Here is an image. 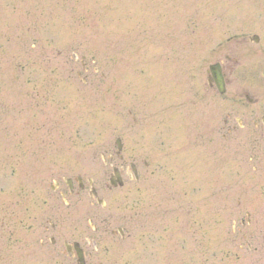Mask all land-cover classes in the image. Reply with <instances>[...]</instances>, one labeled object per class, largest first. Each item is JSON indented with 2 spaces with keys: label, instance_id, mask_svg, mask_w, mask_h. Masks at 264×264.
<instances>
[{
  "label": "rangeland",
  "instance_id": "374dc122",
  "mask_svg": "<svg viewBox=\"0 0 264 264\" xmlns=\"http://www.w3.org/2000/svg\"><path fill=\"white\" fill-rule=\"evenodd\" d=\"M216 61L225 109L161 121L154 90L188 100ZM263 119L264 0H0V264H76L40 230L95 202L88 179L132 235L85 264H264Z\"/></svg>",
  "mask_w": 264,
  "mask_h": 264
},
{
  "label": "flooded vegetation",
  "instance_id": "af4514ba",
  "mask_svg": "<svg viewBox=\"0 0 264 264\" xmlns=\"http://www.w3.org/2000/svg\"><path fill=\"white\" fill-rule=\"evenodd\" d=\"M220 71L223 74L225 83L227 85L228 79L225 72V67L220 64ZM202 73V71H201ZM198 88L194 91L193 94L190 93L188 100L184 97L177 96V90H171L170 92H162L161 90H156L155 92V101L156 106H158V112L160 120H170L171 128L178 127V120L181 123L189 122V115L191 111V107L196 109V114L190 120V123L193 126L197 121L202 119L204 114V109L208 110L211 107V103L213 107H219L220 112L225 109V103L227 101L225 94H221L215 82V76L210 74L206 69L204 74L202 73V79L199 78L197 82ZM189 92V91H188ZM187 93V92H186ZM245 97H248L246 94ZM181 98L183 102L184 112H179L178 107L180 106L178 103V99ZM248 101L253 103L255 102L251 98L248 97ZM164 107L170 109L167 111L168 114L164 115ZM163 116V117H162ZM226 123V120H224ZM224 123V124H225ZM202 126V125H200ZM204 128V126L202 127ZM121 158V155H119ZM122 172L119 171V175L121 176ZM124 175L127 177H133V171H129L128 169L124 170ZM77 176V174L73 175ZM59 183H55V187L53 190L59 194V197H64V192L59 191ZM68 186L69 195H74V192H79L83 190L84 186L81 182L78 183V188L75 191V187L70 181ZM98 204V203H97ZM80 203L76 202H67L66 208L68 209V217L66 221H56L53 222L51 220L44 222L41 226V235H40V245H46L48 248L47 252L49 253H83V257H89L91 253H119L114 250L109 249V244H113L111 240L113 239H127L131 238V231L126 225L124 227H115L108 228V225L111 224L114 220V217L117 215L110 211L108 214L104 209H98L93 202L87 203V207L82 208V211H79ZM133 205V204H132ZM132 205L131 208H132ZM102 207V206H101ZM135 207V204L133 205ZM119 208V207H118ZM114 209V208H113ZM105 214L111 220L106 224L104 218ZM131 218V215H130ZM104 222V225H103ZM106 237V242L102 244L101 239ZM124 253H129V250H125Z\"/></svg>",
  "mask_w": 264,
  "mask_h": 264
},
{
  "label": "water",
  "instance_id": "95a60500",
  "mask_svg": "<svg viewBox=\"0 0 264 264\" xmlns=\"http://www.w3.org/2000/svg\"><path fill=\"white\" fill-rule=\"evenodd\" d=\"M254 38H255V40H257L256 36ZM210 70H211L212 74H214L216 76V84H217L219 90L221 92H224V90H225L224 87H223L224 86V82L222 80V77L219 75V72H218V69H217L216 65H210ZM118 142L119 141L117 140L116 143H118ZM118 147L120 148V144L119 143H118Z\"/></svg>",
  "mask_w": 264,
  "mask_h": 264
}]
</instances>
